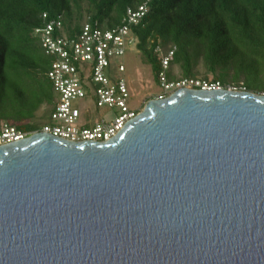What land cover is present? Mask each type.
Returning a JSON list of instances; mask_svg holds the SVG:
<instances>
[{"label":"water","instance_id":"1","mask_svg":"<svg viewBox=\"0 0 264 264\" xmlns=\"http://www.w3.org/2000/svg\"><path fill=\"white\" fill-rule=\"evenodd\" d=\"M0 264H264V93L179 88L106 142L0 145Z\"/></svg>","mask_w":264,"mask_h":264},{"label":"trees","instance_id":"2","mask_svg":"<svg viewBox=\"0 0 264 264\" xmlns=\"http://www.w3.org/2000/svg\"><path fill=\"white\" fill-rule=\"evenodd\" d=\"M142 2L0 0V122L31 130L49 120L46 113L56 98L46 76L51 58L32 35L43 24V12L60 15L62 33L71 36L86 19L102 29L115 27L126 8ZM131 30L157 86L155 49L174 47L168 80L198 78L201 66L203 80L264 93V0H149L148 11ZM42 105L46 108L38 114Z\"/></svg>","mask_w":264,"mask_h":264},{"label":"built area","instance_id":"3","mask_svg":"<svg viewBox=\"0 0 264 264\" xmlns=\"http://www.w3.org/2000/svg\"><path fill=\"white\" fill-rule=\"evenodd\" d=\"M149 0H143L138 6L126 8L120 24L102 29L96 22L87 19L80 29L71 36L62 33L60 15L41 14L43 24L35 27L32 35L38 39L43 53L50 59L46 72L56 98L49 114V123L37 129H20L9 122H0V145L26 139L36 133H48L54 137L71 142H106L139 113L127 106L128 87L123 78H111L112 72L123 73L124 66L113 64L115 58H121L127 47L135 46L136 37L132 27L148 11ZM175 48L162 51L155 49L159 57L160 71L157 84L160 92L154 98H164L179 88H223L217 81L200 78L167 79V70ZM90 84V85H89ZM244 90V88H239ZM92 95L97 108H115L117 113L111 119H99L91 125L79 126L80 101Z\"/></svg>","mask_w":264,"mask_h":264},{"label":"rangeland","instance_id":"4","mask_svg":"<svg viewBox=\"0 0 264 264\" xmlns=\"http://www.w3.org/2000/svg\"><path fill=\"white\" fill-rule=\"evenodd\" d=\"M141 57L142 56L134 45L127 47L124 55L121 58H115L112 62L113 64H122L124 66V72H112V74L108 73L109 77L111 78H123L125 80L129 93L127 106L129 109L138 112L142 110L145 102L148 99L156 96V94L160 92L159 87L153 81L149 66L143 62ZM173 73L175 75H179L177 67L173 68ZM203 75V68L200 66L197 71V77L201 79L203 78ZM233 86L235 85L230 84L226 87V89L239 90V88H235ZM77 105L80 111V120L78 122L79 126L81 124H86L89 126L93 122L102 118L111 119L117 113L115 108L113 109L106 106L97 108L92 95L82 99ZM45 108L46 106L42 105L38 110V114H40ZM49 114L50 111L46 113V118L49 117ZM38 120L41 123L43 122L42 118L40 117Z\"/></svg>","mask_w":264,"mask_h":264}]
</instances>
